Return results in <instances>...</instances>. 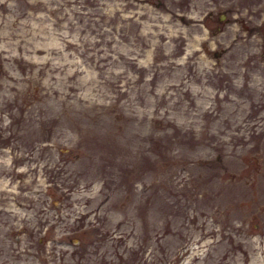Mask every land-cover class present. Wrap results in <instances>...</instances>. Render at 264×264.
Here are the masks:
<instances>
[{"label": "rangeland", "instance_id": "1", "mask_svg": "<svg viewBox=\"0 0 264 264\" xmlns=\"http://www.w3.org/2000/svg\"><path fill=\"white\" fill-rule=\"evenodd\" d=\"M62 249L264 264V0H0V261Z\"/></svg>", "mask_w": 264, "mask_h": 264}, {"label": "flooded vegetation", "instance_id": "2", "mask_svg": "<svg viewBox=\"0 0 264 264\" xmlns=\"http://www.w3.org/2000/svg\"><path fill=\"white\" fill-rule=\"evenodd\" d=\"M74 239L78 240V237H74V238L72 237L71 240L74 241ZM64 251H66V250H64ZM64 251L62 249L60 251V253H59V259L57 261L58 264H90V263H87V262L85 263L84 260L83 261L80 260L81 258L84 259L85 254L83 253V251H81V250H78V251L72 250V252L70 254H68V256L78 257L79 258L78 260H76L74 258H71V257H67L66 258V256H64L65 255ZM4 261L7 262V260H4ZM0 264H6V263H3V262L0 261Z\"/></svg>", "mask_w": 264, "mask_h": 264}]
</instances>
